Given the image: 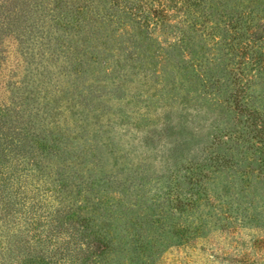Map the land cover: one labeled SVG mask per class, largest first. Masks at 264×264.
I'll return each mask as SVG.
<instances>
[{
  "label": "rangeland",
  "instance_id": "374dc122",
  "mask_svg": "<svg viewBox=\"0 0 264 264\" xmlns=\"http://www.w3.org/2000/svg\"><path fill=\"white\" fill-rule=\"evenodd\" d=\"M141 2L150 26L116 12L97 35L25 12L46 38L4 37L0 106L67 144L89 209L105 199V264H264V133L235 107L264 122V0Z\"/></svg>",
  "mask_w": 264,
  "mask_h": 264
},
{
  "label": "trees",
  "instance_id": "16d2710c",
  "mask_svg": "<svg viewBox=\"0 0 264 264\" xmlns=\"http://www.w3.org/2000/svg\"><path fill=\"white\" fill-rule=\"evenodd\" d=\"M96 1L99 0H70L68 6L67 0H47L45 3L42 0H0V62L4 56V37H12L19 46L30 37L46 38L42 23L28 21L40 7L47 9L42 22L47 15L55 24L62 22L68 26L71 23L80 30L89 25L94 35L99 33L102 24L106 26L113 22L115 26H121L118 14L117 21L114 20L116 12L128 17L142 16V23L150 26L141 0L142 4L135 0H103L111 3L104 7L110 9V14L101 13L98 7L92 6ZM137 9L139 13L135 12ZM25 12L31 13L28 18ZM64 12H70L71 16L67 17ZM261 31H264V24L253 33H259L264 39ZM100 42L106 43L107 38ZM25 52L27 50L22 55ZM20 106L13 99L0 106V264H105L106 257L113 252V243L93 215L95 210L102 208L99 203L105 199L99 196L96 207L89 209L95 200L91 204L86 195L79 197L83 187L73 185L77 177L80 184L84 183L80 174L66 171L70 158L67 144L58 136L47 133V138L42 135L41 127L22 118ZM235 107L239 113H247L252 128H257L260 120L258 131L260 135L264 133L260 109L243 104L238 98ZM253 145L262 153L259 165L264 176V139ZM85 186L83 191L89 192L92 185ZM72 187L76 190L71 197L77 196L73 200L68 197ZM81 197L87 203L80 202Z\"/></svg>",
  "mask_w": 264,
  "mask_h": 264
}]
</instances>
